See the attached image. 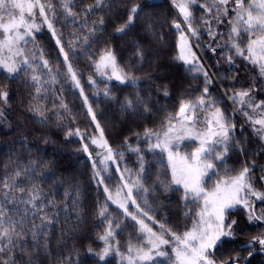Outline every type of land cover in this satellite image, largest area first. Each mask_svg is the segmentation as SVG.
Segmentation results:
<instances>
[{
    "label": "snow or ice",
    "instance_id": "1",
    "mask_svg": "<svg viewBox=\"0 0 264 264\" xmlns=\"http://www.w3.org/2000/svg\"><path fill=\"white\" fill-rule=\"evenodd\" d=\"M171 3L178 16L165 33L147 2L0 0V72L26 92L17 103L24 119L42 126L41 141L56 144L51 130L58 129L61 143L75 137V151L90 163L100 246L89 245L86 253L96 264H111L113 255L120 264H252L264 253V0ZM138 28L144 35L126 41L135 60L122 62L114 41L133 37ZM166 35L175 36L171 60L199 83H156L167 78L144 72L143 82L152 87L142 90L132 63L159 72L163 66L146 37L163 47ZM200 52L215 55L218 68L226 64L227 75L210 73ZM113 81L136 91L118 96ZM173 92L170 111L153 98L171 99ZM65 93L80 99L83 126ZM15 95L0 83V122L7 127L5 112ZM113 106L122 127L106 116ZM17 127L27 133L21 145L29 159L10 161L0 175V264H45L53 241L66 246L89 217L78 186L60 202L44 192L55 175L47 171L51 162L30 158L28 135L34 132L22 122ZM133 155L134 168L127 162ZM245 228L256 234L237 251L230 246ZM128 229L122 252L118 237ZM73 253L75 260L70 255L59 264H81L78 249Z\"/></svg>",
    "mask_w": 264,
    "mask_h": 264
},
{
    "label": "trees",
    "instance_id": "2",
    "mask_svg": "<svg viewBox=\"0 0 264 264\" xmlns=\"http://www.w3.org/2000/svg\"><path fill=\"white\" fill-rule=\"evenodd\" d=\"M83 2L92 3L93 0H83ZM140 3H149L152 5L151 8L147 9V12L152 16L153 19L159 21L158 27H161L165 33L170 32L168 21L178 16L177 10L172 5L171 0H137ZM99 14V13H98ZM112 29L109 28V32ZM136 34L143 36L144 33L140 29L134 30L133 37H126L121 40L114 41L118 48H120L122 62L134 61L135 57L133 56L132 48L126 43L127 40L135 38ZM41 44L48 43V37L45 35L38 36ZM148 41L151 42L152 48L158 53L157 63L162 65L163 68L157 72L155 70L156 66H149L144 64L143 72L141 67L132 63L133 71L138 77H141L142 82L139 85V88L142 90H148L152 85L146 84L143 82L144 72H151L153 77L159 75L166 77L167 79L158 80L156 83H168L169 81H182L185 85L192 83L193 85L198 84L199 81H193L191 76L185 71L184 68L171 60L172 55L175 53L172 51V41L175 39L174 35H166L165 46H160L159 44L152 41L151 37H146ZM205 41L206 37L203 38ZM120 46H123L122 48ZM202 56V59L209 68L210 73H216L219 71L221 74L227 75L225 71L228 66L221 62L219 68L216 65L217 57L211 53L200 52L198 53ZM0 83H6L9 85L10 89L16 95L13 96L11 102V110L5 112V117L8 123L11 124V127H7L4 122H0V175H3L4 168L6 164L12 163L10 166H14L15 162L27 163L29 159V154L21 145V139L23 135H27L21 129L17 127L18 122H22L28 129H31L34 132V135H28V147L31 149L34 155H31V159H37L42 157L46 161L51 162V167L47 171L54 173L55 175L47 180L44 184V192L47 194L52 192L54 198L60 202L65 199L64 193L67 191L70 195L73 194V186H78L79 194L82 198V207L84 209L83 214L87 215L89 218L86 223L83 224L80 234L73 240H68L66 246H60L55 243V240L52 244V255L45 260V264H59L63 257L72 256L75 260V254L73 253V248L75 247L79 251V257L81 264H96V258L90 256L86 253V247L91 245L92 248L97 249L100 245L99 242L95 240V233L100 230L96 227L99 223L93 213V203L98 197V192L94 187V182L91 180V166L88 160L85 158L83 153H77L75 150L80 147L76 143V138H72L71 143H61L63 136L59 134L58 129H52L51 132L55 133L51 135L52 140L56 141V144H44L41 141V132L39 131L42 126L38 124H33L30 120L24 119L21 115V109L17 103L16 96H26V92L20 90V85L18 82L6 81L4 80V73L0 72ZM243 83V81H241ZM114 91L118 96L130 95L136 89L131 86L125 87L119 85L118 82L113 81ZM170 90L173 88L172 84H169ZM87 90V88H86ZM70 105H74V113H78L79 122L81 126L85 121L83 112L80 111L81 101L79 98L72 96L69 93H65ZM154 100L158 101L159 104L164 105L170 111L176 104L177 95L173 92L171 99L161 98L158 94L153 93ZM101 108H105L104 104L100 105ZM106 116L110 121L115 120L119 126L122 125V118L118 117L115 112V106L106 109ZM163 118V113H157L155 116V121L158 123L160 119ZM238 123L242 122L243 118L237 115ZM149 126H152L149 124ZM247 127V126H246ZM43 131L47 132V129ZM251 133V130L248 129L244 133L248 137ZM116 135V134H114ZM253 142L255 137H252ZM144 147V145H141ZM249 146H252L251 144ZM39 149L40 151H37ZM146 158L151 161V155L146 154ZM136 157L129 156L127 159L129 167H135ZM154 163V162H153ZM233 161H229L231 166ZM158 168V165L156 166ZM57 181H63V183H57ZM99 199H103V196H99ZM112 207H115L114 205ZM171 207L175 210V198ZM262 207L257 202V208ZM61 220L65 219L64 213H61ZM175 221V217H173ZM62 225H55L54 231L55 236L59 237V229ZM243 227V225H242ZM131 229L126 230L125 233L121 234L118 239L121 242V251H125L124 245L126 243L127 232ZM245 235H238L237 242L230 247L239 251L240 246L245 240L248 239V234H256V230L251 228H245ZM246 255V253H241ZM111 264H120L119 257L113 255L110 256ZM252 264H264V256L255 255L252 258Z\"/></svg>",
    "mask_w": 264,
    "mask_h": 264
},
{
    "label": "flooded vegetation",
    "instance_id": "3",
    "mask_svg": "<svg viewBox=\"0 0 264 264\" xmlns=\"http://www.w3.org/2000/svg\"><path fill=\"white\" fill-rule=\"evenodd\" d=\"M255 255H262V256H264V254H255ZM255 255H254V256H255Z\"/></svg>",
    "mask_w": 264,
    "mask_h": 264
},
{
    "label": "water",
    "instance_id": "4",
    "mask_svg": "<svg viewBox=\"0 0 264 264\" xmlns=\"http://www.w3.org/2000/svg\"><path fill=\"white\" fill-rule=\"evenodd\" d=\"M256 254H264V253H259V252H258V253H256Z\"/></svg>",
    "mask_w": 264,
    "mask_h": 264
}]
</instances>
